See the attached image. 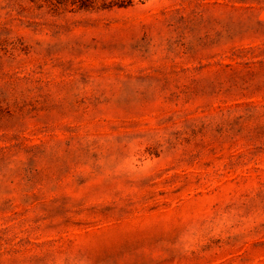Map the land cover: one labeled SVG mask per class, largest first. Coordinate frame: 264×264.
<instances>
[{
    "label": "rangeland",
    "instance_id": "1",
    "mask_svg": "<svg viewBox=\"0 0 264 264\" xmlns=\"http://www.w3.org/2000/svg\"><path fill=\"white\" fill-rule=\"evenodd\" d=\"M0 264H264V0H0Z\"/></svg>",
    "mask_w": 264,
    "mask_h": 264
},
{
    "label": "trees",
    "instance_id": "2",
    "mask_svg": "<svg viewBox=\"0 0 264 264\" xmlns=\"http://www.w3.org/2000/svg\"><path fill=\"white\" fill-rule=\"evenodd\" d=\"M120 5H128L127 3L126 4H124V3H122V4H120ZM81 7H85V8H87V7H89L88 5H86V4H82V6Z\"/></svg>",
    "mask_w": 264,
    "mask_h": 264
}]
</instances>
